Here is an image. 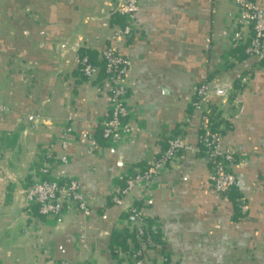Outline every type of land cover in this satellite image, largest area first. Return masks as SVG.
<instances>
[{
  "label": "crops",
  "instance_id": "crops-1",
  "mask_svg": "<svg viewBox=\"0 0 264 264\" xmlns=\"http://www.w3.org/2000/svg\"><path fill=\"white\" fill-rule=\"evenodd\" d=\"M116 3L0 0V264H135L136 229L113 194L172 137L199 148L205 115L218 116L222 143L235 153L243 202L236 210L213 189L204 153H184L123 196L158 235L144 257L264 264V56L240 59L235 51L251 28L234 0H140L131 34L119 42L131 62L134 131L110 144L101 129L110 115L107 85L82 77L79 60L84 50L100 61L126 25ZM204 84L208 96L196 108ZM44 168L52 180H78L91 213L65 203L60 215L44 216L28 202Z\"/></svg>",
  "mask_w": 264,
  "mask_h": 264
},
{
  "label": "built area",
  "instance_id": "built-area-1",
  "mask_svg": "<svg viewBox=\"0 0 264 264\" xmlns=\"http://www.w3.org/2000/svg\"><path fill=\"white\" fill-rule=\"evenodd\" d=\"M237 4L242 23L251 28L252 34L248 40L246 52L250 56H264V8L254 0H234ZM140 8V0H117L116 11L125 16L126 25L118 28L113 37L112 44L102 49L99 57L105 60V70L108 77L104 79L107 85L110 102V115L102 122V137L110 144H114L124 136L134 131L132 116L134 109L129 102V90L125 83V77L131 67L128 57L119 51V42L126 39L132 32L137 12ZM239 30L236 34L237 43L243 42L244 34ZM99 67L94 65L87 56L79 60L81 76L88 80H95L99 74ZM208 85L204 84L197 88L198 101L194 102L196 108L208 96ZM202 128L205 134L200 136L199 142L203 147L204 154L211 164L210 180L213 189L220 195H226L235 185L237 178L234 172L236 164L235 153L226 148L222 143L223 135L211 132L209 118L203 116ZM200 150L190 145L183 135H177L168 140V147L159 158L151 162L145 168L125 174L121 177L123 182L114 194L113 200L125 207L128 221L135 226L140 247L135 250V264H147L144 250L154 246L152 241L144 240L146 231V219L143 211L138 206H126L123 196L128 194L134 187L148 184L174 160L186 152ZM26 199L30 203L38 205L39 212L44 216H58L63 212L64 204L71 203L84 215L92 211L91 198L85 193L80 182L74 178L65 181L52 180L48 175V169L41 170V176L34 181L26 191ZM58 264H71L60 261ZM156 264H164L158 262Z\"/></svg>",
  "mask_w": 264,
  "mask_h": 264
},
{
  "label": "trees",
  "instance_id": "trees-1",
  "mask_svg": "<svg viewBox=\"0 0 264 264\" xmlns=\"http://www.w3.org/2000/svg\"><path fill=\"white\" fill-rule=\"evenodd\" d=\"M247 45H248V41L245 44H242V45L236 47L235 51H236V53L239 52V54H240L239 58L240 59L250 56L246 52ZM83 56H87L94 65L99 67L100 70H99L98 77L95 79L96 81L102 82L106 77H108V74L105 70V67H106L105 60L100 59V61L97 62L95 59L96 57L92 56V53L90 51H84V50L81 51L80 52V58H82ZM220 127H221V122L218 120V116H216V115L210 116L209 117V129H210V131L219 133L220 135H224V132ZM204 134H205V130L203 128H201L200 136H202ZM199 148H200V152L204 153L203 147L200 145V142H199ZM225 196L228 197L233 202L236 210L239 209V204H242L243 198H242V195L238 191L237 185H235ZM145 227H146V231H145V235L143 236V239L144 240L149 239L150 241H156L157 242V240H159L157 233L153 232L149 228L148 224H146ZM134 234L135 235H133V236L130 235V237L136 243V247L134 249V251H135L136 249H138L140 247V241L137 238V230H135ZM117 237H118V233L114 232V234H113V239H114L113 243L114 244H115V242L117 243V240H116ZM163 263L164 264H172L169 259H166Z\"/></svg>",
  "mask_w": 264,
  "mask_h": 264
}]
</instances>
